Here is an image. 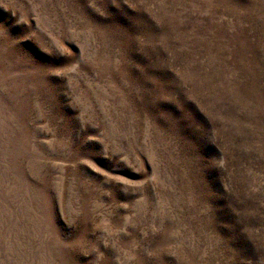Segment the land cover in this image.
<instances>
[{
    "label": "rangeland",
    "instance_id": "1",
    "mask_svg": "<svg viewBox=\"0 0 264 264\" xmlns=\"http://www.w3.org/2000/svg\"><path fill=\"white\" fill-rule=\"evenodd\" d=\"M0 264H264V0H0Z\"/></svg>",
    "mask_w": 264,
    "mask_h": 264
}]
</instances>
